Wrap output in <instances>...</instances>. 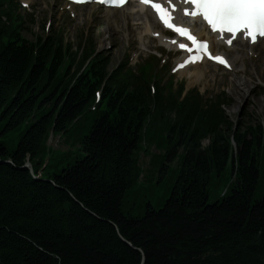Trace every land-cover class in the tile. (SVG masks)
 <instances>
[{"label":"trees","instance_id":"1","mask_svg":"<svg viewBox=\"0 0 264 264\" xmlns=\"http://www.w3.org/2000/svg\"><path fill=\"white\" fill-rule=\"evenodd\" d=\"M2 6L0 134L19 139L14 149L0 139V264H264V194L253 201L264 125H239L234 150L232 122L217 109L224 94L210 109L193 92L176 101L159 82L151 95L149 63L109 72L96 53L84 66L93 43L80 38L74 51L60 31L26 38L14 4ZM50 135L67 149L50 147ZM152 145L150 164L160 169L179 156L170 194L158 208L134 202L143 213L126 214L140 152ZM72 146L79 154L60 168ZM228 164L233 182L209 202Z\"/></svg>","mask_w":264,"mask_h":264},{"label":"rangeland","instance_id":"2","mask_svg":"<svg viewBox=\"0 0 264 264\" xmlns=\"http://www.w3.org/2000/svg\"><path fill=\"white\" fill-rule=\"evenodd\" d=\"M52 8L54 13L51 14ZM91 8L94 9L92 17H86L85 20L82 21L79 20V15L73 19L63 12L59 16L57 12L60 11V3H58L57 0L39 1L36 3V6L32 7L34 20L32 23H26L28 28L24 31V35L30 39H34L36 35H45L47 31L43 28V25L50 19V15H52L51 28L62 29L66 41L76 44L82 31L91 34L97 44V50H104L109 53L110 69L115 68L118 63L123 62L131 54L136 53L137 58L135 61L133 60L132 63L128 64L130 67H134L148 56L149 51L140 49L138 41L135 40L133 36L129 37L127 40H120L119 38L112 40L111 35L108 34L103 24L104 17H102V10L94 7ZM76 9L78 12H81L80 7ZM26 12V10L21 9L22 14H26ZM115 18H117V16H115ZM121 29V32L126 31L125 26H122ZM157 46L158 42L156 40L149 41V50ZM257 49H260L262 54L257 60H251L250 63L247 62L248 68L245 74H233V72H226L208 65L206 68L197 69L199 74L197 80L190 78L189 75L170 76L169 72L164 71L160 72V75L164 80L170 77L173 78V89H176L177 85L181 81H184L185 89L197 88L204 98L214 96L220 90L224 89L230 98V104L223 106V111L231 121L242 124L243 126L257 124L259 120L264 123V48L262 46H257ZM239 79L241 81H246L244 90L242 91L244 94L241 97L235 95L230 88L231 82L233 80L237 82ZM235 130H237V127L234 124L231 132ZM62 138L63 137L58 135H50L48 138L49 146L65 151L68 145L63 142ZM0 139L6 142L9 149H14L19 139V134L10 133L7 137H3V135L0 134ZM202 143L207 144L208 140L204 139ZM72 150L67 160L63 161V164L60 165V168L67 165L69 162H73L75 157L79 154L76 147L72 146ZM179 151H181V149H179ZM152 152L157 153V150L153 148L151 150V153ZM80 154H82V152ZM139 157L141 174H143L144 177L139 179L134 188L127 194L123 208L126 214L129 212L134 215L143 213V206L134 208L132 206L134 202L149 201L154 208L160 207L169 196L173 178L179 169V156L174 161L166 160L165 164L167 166L164 169H160L161 164L155 166L151 165L148 154L140 152ZM260 170L253 201L262 198L264 194V164H262ZM231 182H233V175L231 166L228 164L221 176H216L210 184L209 202H214L219 199L222 192L229 187Z\"/></svg>","mask_w":264,"mask_h":264},{"label":"snow or ice","instance_id":"3","mask_svg":"<svg viewBox=\"0 0 264 264\" xmlns=\"http://www.w3.org/2000/svg\"><path fill=\"white\" fill-rule=\"evenodd\" d=\"M76 2H86V0H76ZM101 3H106L112 6H120L125 0H99ZM144 4H152V7L157 11L161 21L181 35H188V30L177 27L169 23L170 14L167 9L161 8L159 4L152 3V0H140ZM171 3V0H168ZM185 3L194 5V9L190 13L192 16L199 14L212 27L214 31L227 32L235 34L243 30V35L255 42L257 35L264 36V0H184ZM188 13V9H184ZM188 38L193 41L194 45L199 44L201 48L206 42H197L194 36L188 35ZM230 44L231 41L229 40ZM181 48L186 47L181 44ZM191 51V49H189ZM199 56H197V59ZM221 63L224 61L221 57H213ZM189 62L188 60L185 63Z\"/></svg>","mask_w":264,"mask_h":264},{"label":"bare ground","instance_id":"4","mask_svg":"<svg viewBox=\"0 0 264 264\" xmlns=\"http://www.w3.org/2000/svg\"><path fill=\"white\" fill-rule=\"evenodd\" d=\"M173 1L178 4L180 3L179 0ZM152 2H164L166 4L168 0H152ZM91 7H93V5L83 4L82 6H80L81 12L79 13V20L84 21L86 17H92L94 9H92ZM161 8H163V6H161ZM154 11L155 9L152 7V4H149L147 8L146 6L138 5V3L136 2H128L119 9L109 8L104 10L103 24L108 34L111 35L112 40H115L116 38H119L120 40H127L128 35L133 32V37L138 41L140 47H145L148 44V42L150 41L149 36H154L160 43H164V45L171 47L169 39L163 36V29L155 19ZM115 16H117V18H115ZM172 17L178 21L184 20L181 17L180 12H172ZM191 21L192 22L189 23V25L192 27L195 34H198L201 38L209 39L211 41L212 47H216L219 45V41H216L215 36L210 35L205 30L204 26L200 24V22L195 19ZM187 23L188 22L186 21L185 25H187ZM122 26L126 27V31L121 32ZM231 47H233V45ZM199 65L200 64L193 65L192 69L188 67L186 69L180 70L177 74L179 76L187 74L190 75V77L191 75H194L192 78L197 80V78L199 77L197 69L207 67ZM214 66L216 67V65ZM245 84L246 81H241L239 79L237 80V82H235V80H233L230 86L231 91L235 95L241 97L244 94V92L242 91L244 90Z\"/></svg>","mask_w":264,"mask_h":264},{"label":"water","instance_id":"5","mask_svg":"<svg viewBox=\"0 0 264 264\" xmlns=\"http://www.w3.org/2000/svg\"><path fill=\"white\" fill-rule=\"evenodd\" d=\"M26 165L32 170V166H31V163L30 162H27Z\"/></svg>","mask_w":264,"mask_h":264}]
</instances>
